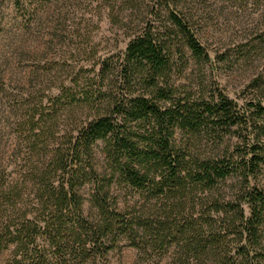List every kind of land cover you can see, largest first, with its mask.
<instances>
[{
    "label": "trees",
    "instance_id": "trees-1",
    "mask_svg": "<svg viewBox=\"0 0 264 264\" xmlns=\"http://www.w3.org/2000/svg\"><path fill=\"white\" fill-rule=\"evenodd\" d=\"M129 34L56 93L16 100V143L0 157V264H264V81L242 106L176 84L213 58L190 9ZM237 136L229 152L223 141ZM218 142L196 151V140ZM241 145L239 146V145Z\"/></svg>",
    "mask_w": 264,
    "mask_h": 264
},
{
    "label": "rangeland",
    "instance_id": "rangeland-1",
    "mask_svg": "<svg viewBox=\"0 0 264 264\" xmlns=\"http://www.w3.org/2000/svg\"><path fill=\"white\" fill-rule=\"evenodd\" d=\"M174 3L195 14L197 36L213 58L212 64L191 61L176 84L192 93L199 86L205 95L221 89L246 106L256 93L252 82L264 81V0H0V157L9 158L16 143V100L56 93L76 77V90L83 89L101 61L117 64L129 34L167 24L165 11ZM237 143L232 135L220 148L233 152ZM195 144L199 154L219 148L206 137ZM258 186L264 189V170ZM108 259L135 264L137 250L124 246Z\"/></svg>",
    "mask_w": 264,
    "mask_h": 264
}]
</instances>
